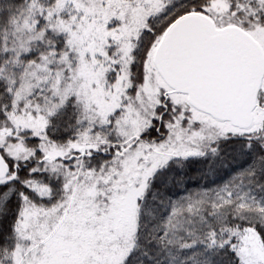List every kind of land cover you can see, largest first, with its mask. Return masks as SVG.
I'll list each match as a JSON object with an SVG mask.
<instances>
[{"label":"snow or ice","instance_id":"6c2138e0","mask_svg":"<svg viewBox=\"0 0 264 264\" xmlns=\"http://www.w3.org/2000/svg\"><path fill=\"white\" fill-rule=\"evenodd\" d=\"M0 264H264V0H0Z\"/></svg>","mask_w":264,"mask_h":264}]
</instances>
